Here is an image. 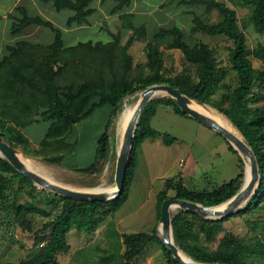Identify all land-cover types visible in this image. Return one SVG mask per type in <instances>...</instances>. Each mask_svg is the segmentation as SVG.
I'll use <instances>...</instances> for the list:
<instances>
[{"label": "trees", "instance_id": "trees-1", "mask_svg": "<svg viewBox=\"0 0 264 264\" xmlns=\"http://www.w3.org/2000/svg\"><path fill=\"white\" fill-rule=\"evenodd\" d=\"M40 1L52 3L56 10H70L72 15L67 19V25L86 24L87 18L94 12L89 7L91 0ZM113 1L115 4L111 9L112 14L130 3V0ZM180 1L185 4L202 5L206 11H217L219 20L214 23L194 14L190 34L201 32L209 37L225 36L232 42L228 60L237 78V84L232 90L226 89L218 99L213 98L219 85L218 67L212 49L201 41L187 43L183 31L176 25L159 27L149 35L144 25H134L132 13H123L118 15L121 29L131 32L123 46H120L121 33L119 31L112 33L108 30L105 31L111 36L109 41L88 40L63 46L60 29L40 16L28 15L23 7L17 6L15 11L20 17L10 26L12 35L19 33L28 25L36 24L49 28L54 36L52 42L47 45L31 44L21 40L15 45L6 46V54L0 58V134L13 148L17 145L27 147L29 141L22 130L36 122L38 116L39 120L46 122L48 126L40 142L41 149L34 151V154H39L45 162L60 163L73 149V145L66 141L72 126L95 108L108 106L112 113L104 132L97 139L95 155L96 161L105 160L112 150L113 118L124 100L154 84H166L180 89L189 99L212 108L227 124L235 128L255 157L259 174L258 187L247 203L231 216L264 211V46L259 44L251 50L248 49L246 35L238 27L237 13L225 3L216 0ZM240 2L250 7L249 21L254 31L264 34V0ZM140 38L146 39L145 65L149 73L145 76L129 77L131 56L127 49L133 41ZM162 47L178 50L184 60L193 66L195 77L184 72L168 77L164 70ZM116 54L119 56V69L115 68ZM75 56L80 58L78 68L69 65L71 58ZM250 56L261 62V69L253 67ZM85 60L88 61L87 65L84 64ZM67 67L73 76L67 78L70 85L68 90L62 93L57 82L68 73ZM159 100L161 99L158 95L152 97L140 112L124 188L119 197L107 202H84L59 197L61 202L59 213L34 233V247L37 250L19 264H58L56 255L69 251L67 234L70 230L92 232L103 216L112 217L121 209L128 200L134 178L136 149L146 139L160 138L166 145L176 141L175 137L162 134L150 127L149 121L156 112ZM163 102L171 106L175 114L189 117L181 112L170 97ZM225 142L239 163L240 171L236 177L211 190L200 191L187 189L180 178L176 181L166 179L156 195L157 222L160 217V205L167 198H178L210 207L223 203L240 190L246 176L243 170L244 162L232 145L226 140ZM47 149L57 151L65 149L66 153L49 154ZM88 167L75 170L86 171ZM14 184L16 192L25 189L32 192L35 189L27 177L19 174L0 155V210H5L7 192ZM169 190L175 192L173 197L168 195ZM50 202L55 203L53 199ZM7 211L13 214L15 223L23 230L31 229L28 219L30 213L46 214L29 202L10 203ZM230 217L205 219L194 212L180 208L170 209L174 244L185 256L199 263L264 264V234L253 244L229 232H225L219 240L217 239V235L223 231L222 223ZM156 228V226L153 228L151 234L142 232L121 234L119 247L104 249L98 258V264H132L145 248L152 244L160 247L165 264H179L163 245ZM45 232H48L46 240L42 235Z\"/></svg>", "mask_w": 264, "mask_h": 264}, {"label": "rangeland", "instance_id": "rangeland-1", "mask_svg": "<svg viewBox=\"0 0 264 264\" xmlns=\"http://www.w3.org/2000/svg\"><path fill=\"white\" fill-rule=\"evenodd\" d=\"M37 1L39 3L38 9H29V14L40 15L56 26L61 27L65 23L69 10L57 12L50 3L45 4L39 0ZM216 1L223 2L236 11L238 27L246 35L249 50L259 44L264 46V34L256 33L249 21L250 7L243 5L240 0ZM131 2V6L126 11L112 14L110 0L103 2L92 0L89 6L95 9V12L87 18L91 27L87 31H81L77 41L64 38V44L69 46L89 39L106 42L111 39V36L105 31L108 30L112 33L117 31L121 33L120 46H123L131 32L121 29V21L118 19V15L132 13L134 22L137 25L146 26L145 28L148 31H153L157 26L176 25L183 31L187 43L201 41L212 49L218 67L217 83L219 85L213 95L214 99H218L219 95L226 89L232 90L236 86L237 78L228 60V52L232 42L225 36L209 37L201 32L190 34L191 19L194 14L210 23H214L219 20L217 11H206L202 5L185 4L180 0H131ZM16 5L17 0H0V56L4 52L5 45L14 44L16 41L21 40L24 33L23 31L14 35L10 33V25L14 21L11 13ZM97 19L100 33L97 32V23L93 25L97 22L95 21ZM31 27L38 26H28L25 30H29ZM40 40L44 41V37ZM145 43L146 39L140 38L133 41L127 49V53L131 56L129 77L145 76L149 73L145 65ZM162 53L164 70L168 77L183 72L195 77L193 66L184 60L178 50L162 47ZM249 58L254 68H262L261 62L251 56ZM87 60L89 59L87 58ZM87 60L84 61L85 65L88 64ZM79 63L80 58L75 56L71 58L69 65L76 68ZM119 64V56L116 54V69L120 68ZM66 69L68 73L60 77L57 82L62 93H65L70 85L67 78L73 76L72 71L68 67ZM78 83H81V81H78ZM139 97L140 93L127 97L123 102L124 105L122 104L121 108L116 111L111 126L112 150L108 159H98L97 161L94 159L97 138L102 133L103 126L101 124L105 116V110H96L90 117L70 130L68 138L70 140L77 139L76 156L68 155L60 163L45 162L39 154H34V151L41 149L40 142L48 125L46 122L39 120L38 116L36 122L22 130L28 138V146L17 145L15 149L30 164L32 171L66 188L74 190H91L101 187L114 188L116 158L123 133L121 128L120 134L118 121L124 106L133 107L137 104ZM158 98L161 100H159L156 112L149 121L150 127L162 134L175 137L176 141L166 145L160 138H156L146 139L141 143L135 151L134 178L131 182L126 203L112 217L110 215L103 216L92 232L81 233L70 230L67 234L69 251L56 255L58 264H98V258L102 255L103 250L119 247L120 235L124 233L142 232L151 234L156 226L159 236L156 195L163 187L166 179L176 181L180 178L187 189L200 191L211 190L213 187L235 178L239 173L240 168L237 157L228 150L225 139L221 135L206 128L193 118L175 114L172 107L163 102L168 96L158 95ZM47 152L57 154L66 153V150L47 149ZM93 159L94 162L89 165L90 167L86 171L67 170V168L75 165L79 167L86 166ZM179 160H182L181 165H179ZM245 168L244 163L243 170ZM92 178L94 179L92 180ZM83 182L85 185H83ZM15 189L16 185L14 184L7 192V199L4 203L5 210H0V264H19L21 260L35 252L37 248L34 247V233L44 223L52 220L61 208V202L58 199L60 196L52 192L38 187H35L32 192L27 189L16 192ZM174 194V191H168L170 197H173ZM51 199L55 203H51ZM14 202L18 204L29 202L39 207L46 214L30 213L28 219L31 223V229L23 230L15 223L13 214L7 211L8 205ZM222 227L223 231L217 235L218 240L225 232H229L245 242L253 244L264 234V211L247 213L242 216L233 215L222 223ZM42 235L46 240L48 232ZM216 244L217 242L214 247ZM132 264H165V259L160 247L152 244L147 246Z\"/></svg>", "mask_w": 264, "mask_h": 264}, {"label": "water", "instance_id": "water-1", "mask_svg": "<svg viewBox=\"0 0 264 264\" xmlns=\"http://www.w3.org/2000/svg\"><path fill=\"white\" fill-rule=\"evenodd\" d=\"M140 99L138 100L133 116L129 123L126 125L119 144L117 152L116 166L114 173L113 189L106 188L103 191H87V190H74L66 188L46 178L38 175L31 169H28L18 159L16 153L17 150L6 143L0 134V155L7 160V162L21 175L27 177L35 187L52 192L62 198L71 199L84 202H107L114 200L122 193L125 183L126 170L129 166L134 133L137 127V120L140 112L147 104V102L156 95H166L170 97L181 112L206 128L218 133L226 141H228L232 147L238 152L243 162L245 163V180L238 192L232 197L227 199L221 204L204 207L199 203L182 200L178 198H167L160 205V217L158 233L163 245L171 253V256L179 264H220V263H199L191 260L185 256L178 247L174 244L172 238L170 209L180 208L187 212H194L202 218L222 219L230 217L237 210L241 209L247 201L255 194V191L259 183V174L257 164L253 153L247 144L242 140L234 136L228 129L219 125L209 116L201 113L193 108H190L187 104L189 98L183 95L178 88H173L166 84H154L150 87L139 92ZM133 96V95H131ZM200 103V102H198ZM202 104V103H200ZM247 159V160H245ZM225 204L224 209L218 210L220 205Z\"/></svg>", "mask_w": 264, "mask_h": 264}, {"label": "crops", "instance_id": "crops-1", "mask_svg": "<svg viewBox=\"0 0 264 264\" xmlns=\"http://www.w3.org/2000/svg\"><path fill=\"white\" fill-rule=\"evenodd\" d=\"M40 1V0H39ZM92 1V0H91ZM105 1V0H104ZM22 2V3H21ZM41 2V1H40ZM100 2H102V0H100ZM43 3V2H42ZM48 3H50V2H48ZM91 3V2H90ZM38 1L37 0H17V5L16 6H14V8H13V10H12V18H13V20H15L16 18H18V17H20V15H19V13L18 12H16L15 11V8L17 7V6H21V7H23L25 10H26V12H27V14L28 15H30V16H35V15H37V14H29L28 13V11H29V9H32V10H35V9H38L37 7H38ZM46 4V3H45ZM51 4V6L53 7V5H52V3H50ZM110 4L112 5L111 6V9H112V7L114 6V4H115V2L113 1V0H110ZM131 4H132V2H131V0H130V3H129V5L128 6H125V7H123L121 10H119V11H117L116 13L118 14L119 12H121V11H126L127 10V8H129L130 6H131ZM28 5H31V6H28ZM90 5V4H89ZM90 7V6H89ZM49 8H51V7H49ZM54 8V7H53ZM90 8H92V7H90ZM40 9V8H39ZM55 9V8H54ZM93 9V8H92ZM62 10H68V9H61V10H56L55 9V11H62ZM94 10V12H95V9H93ZM111 11V10H110ZM93 12V13H94ZM92 13V14H93ZM72 15V12L69 10V15L67 16V18H66V21H65V23H63L62 24V26L60 27V26H56L55 24H53V22H51L50 20H47V19H45V18H43L42 16H40V15H37V16H40L41 18H43L44 20H47V21H50L56 28H58V29H60V31H61V36H62V41H63V39L64 38H67V39H69V40H74V41H77L78 39H79V37H78V35H79V33L81 32V31H83V30H88L91 26H90V24H89V21H88V19H87V23L86 24H83V25H75V24H72V25H67V19L70 17ZM133 17H134V15H133ZM95 21H97V22H95L93 25H96V23H97V32L98 33H100L99 32V27H98V19L97 20H95ZM14 22V21H13ZM132 22L134 23V25H136V26H138L135 22H134V19H132ZM12 24V23H11ZM11 26V25H10ZM28 26H38V27H31V29H29V30H25ZM27 27H25V28H23L20 32H24L23 33V36H22V41H27V42H29V43H31V44H42V45H47V44H49V43H51L52 42V40H53V32L49 29V28H47V27H45V26H42V25H36V24H31V25H28ZM172 26V25H171ZM146 27V26H145ZM159 27H161V26H157L153 31H148V29L146 28V30H147V33L149 34V35H151L154 31H156ZM167 27H170V26H167ZM49 31H48V30ZM25 30V31H24ZM97 33V34H98ZM17 34V33H16ZM20 34V33H19ZM96 34V35H97ZM45 36H46V38H45ZM42 37H44V41L43 40H40ZM21 40H19V41H21ZM90 40V39H89ZM86 41H88V40H86ZM91 41H93V40H91ZM98 41V40H97ZM18 41H16L14 44H9V45H15L16 43H17ZM76 43H78V42H76ZM75 43V44H76ZM74 45V44H73ZM6 46L7 45H5L4 46V52H3V54H1V56H0V58L4 55V54H6ZM63 46H67V45H65L64 44V42H63ZM69 46H71V45H69ZM96 110H105L104 111V119L102 120V126H103V128H102V133L104 132V129H105V126H106V123H107V121H108V119L110 118V116H111V113H112V110H111V108L110 107H108V106H101V107H97V108H95L88 116H86V117H84V118H82L81 120H79L77 123H75L73 126H72V128L74 127V126H76V125H78L80 122H82L84 119H86V118H88V117H90ZM48 126V125H47ZM28 127V126H27ZM26 128V127H25ZM46 129H47V127H46ZM45 132H46V130H45ZM101 133V134H102ZM45 134V133H44ZM100 134V135H101ZM99 135V136H100ZM68 136H69V134L66 136V141L68 142V143H70L71 145H73V149H72V151H71V153L69 154V155H74V156H76V150H75V147H76V145H77V139H74V140H70V138H68ZM98 136V137H99ZM98 139V138H97ZM95 155H96V152H95ZM68 156V155H67ZM94 159H95V156H94ZM94 159L92 160V162H90L88 165H86V166H83V167H79L78 165H75V166H72V167H70V168H67V170H73V169H78V168H85V167H88L90 164H92L93 162H94ZM64 160V159H63ZM62 160V161H63ZM122 208V207H121Z\"/></svg>", "mask_w": 264, "mask_h": 264}, {"label": "bare ground", "instance_id": "bare-ground-1", "mask_svg": "<svg viewBox=\"0 0 264 264\" xmlns=\"http://www.w3.org/2000/svg\"><path fill=\"white\" fill-rule=\"evenodd\" d=\"M139 99H140V97L138 98V100ZM187 104H188V106L190 108H193V109H195V110H197V111H199L201 113H204L205 115L209 116L214 121H216L219 125H222L226 129H228V131H230V133H232L234 136H236L237 138L241 139L239 133L235 130V128L232 125L227 124L212 108L207 107L205 104H200V103H198V101L192 100V99H189L188 102H187ZM135 106L136 105H134L133 107H130L128 105H125L124 106L123 111H122L121 116H120L119 121H118V126H119L120 134H121V128L124 131L126 125L131 120V118L133 116V113H134V110H135ZM16 155H17L18 159L24 164V166L26 168L31 169L30 164L24 159L23 155L19 151H17ZM245 160H247V159H245ZM63 178H66V177H63ZM93 179L94 178H92V180ZM81 184H82V182H81ZM83 185H85V183ZM83 185H81V186H83ZM108 188L113 189L112 187H108ZM104 189H106V187L95 188V189H91V190H87V191H92V192L93 191H96V192H98V191H103ZM224 207H225V204L220 205L217 209L218 210H222V209H224Z\"/></svg>", "mask_w": 264, "mask_h": 264}, {"label": "built area", "instance_id": "built-area-1", "mask_svg": "<svg viewBox=\"0 0 264 264\" xmlns=\"http://www.w3.org/2000/svg\"><path fill=\"white\" fill-rule=\"evenodd\" d=\"M180 161V160H179ZM182 160L180 161L179 165H181Z\"/></svg>", "mask_w": 264, "mask_h": 264}]
</instances>
